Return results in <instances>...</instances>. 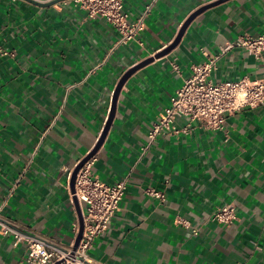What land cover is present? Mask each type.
Here are the masks:
<instances>
[{"label":"crops","instance_id":"crops-1","mask_svg":"<svg viewBox=\"0 0 264 264\" xmlns=\"http://www.w3.org/2000/svg\"><path fill=\"white\" fill-rule=\"evenodd\" d=\"M123 10L130 21L145 13L144 28L117 44L116 28L73 0H0V47L12 53L0 57V221L67 245L78 222L67 169L100 142L92 175L126 190L89 249L96 264H264V103L222 129L177 117L187 133L147 137L192 65L217 57L215 82L264 74L244 47L221 52L264 32V0H123ZM225 203L230 226L209 218ZM26 254L0 233V264Z\"/></svg>","mask_w":264,"mask_h":264},{"label":"built area","instance_id":"built-area-1","mask_svg":"<svg viewBox=\"0 0 264 264\" xmlns=\"http://www.w3.org/2000/svg\"><path fill=\"white\" fill-rule=\"evenodd\" d=\"M75 4L86 10L89 17L100 16L106 19L119 32L117 44L135 39L144 28L145 13L130 21L123 10V0H73ZM140 42V41H139ZM142 45V43L140 42ZM244 47L255 58H264V32L258 36L239 37L235 42L227 43L221 52L233 46ZM206 54V52H203ZM12 55L0 47V57ZM217 57H209L206 62L192 65L191 75L170 97L169 106L159 112L157 120L148 131V143L157 137L187 133L188 127L178 128L174 125L177 117H185L190 122L197 121L207 129H222L226 117L244 107H256L264 103V74L261 77L249 79L247 77L236 81L215 82L209 78L215 66ZM94 156H90L78 169L74 178V192L82 214V232L75 245L79 233V221L73 227V238L67 245L48 242L44 237L27 234L18 227L0 221V233L12 234L16 241H25L27 264H96L90 257L89 249L94 238L103 232L108 222L120 208V202L126 190L125 180L108 184L92 175L91 167ZM74 169V168H73ZM73 169H67L68 183ZM146 193L152 197L165 200L162 191L147 189ZM5 202L3 201V206ZM210 220L230 226L236 219V208L233 203H225L217 207L211 214ZM197 229H193L196 233Z\"/></svg>","mask_w":264,"mask_h":264},{"label":"water","instance_id":"water-1","mask_svg":"<svg viewBox=\"0 0 264 264\" xmlns=\"http://www.w3.org/2000/svg\"><path fill=\"white\" fill-rule=\"evenodd\" d=\"M28 1H30V2H32V3H35V4H37V5H40V6H46V5H50V4H53V3H56V2H59V1H63V0H52V1H50V2H47V3H41V2H37V1H34V0H28ZM223 1V0H222ZM218 2H220V1H218ZM218 2H216V3H218ZM216 3H210V4H207V5H205V6H203V7H201L200 9H198L197 11H195L187 20H186V22L184 23V25L181 27V30L179 31V36L181 35V33H182V31H183V29L185 28V26L188 24V22L194 17V16H196L197 14H199L200 12H202L203 10H205L206 8H208V7H210V6H212V5H214V4H216ZM179 38H177L176 39V42H177V40H178ZM134 70V68L133 69H129L128 71H126L123 75H122V77H121V79H120V81H119V83H118V85H117V87H116V92L119 90V88L122 86V84H123V82L126 80V78L131 74V72ZM107 125H108V123L105 125V127H104V131L106 130V128H107ZM103 131V132H104ZM100 144V142L88 153V154H86L78 163H77V165L74 167V169H73V172H72V174H71V177H70V180H69V188H70V192L71 193H73L74 192V178H75V175H76V173H77V171H78V169L82 166V164L90 157V156H92L93 154H94V152L96 151V149H97V147H98V145ZM72 200H73V203H74V205H75V208H76V211H77V213H78V221H79V225H80V229H79V233H78V235H77V237H76V239H75V245H77V243H78V241H79V239H80V235H81V232H82V214H81V209H80V206H79V203H78V201H77V199H76V197L74 196L73 198H72Z\"/></svg>","mask_w":264,"mask_h":264}]
</instances>
